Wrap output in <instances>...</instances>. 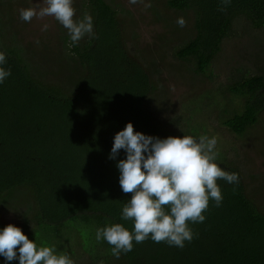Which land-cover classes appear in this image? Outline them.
Returning <instances> with one entry per match:
<instances>
[{
  "label": "trees",
  "instance_id": "obj_1",
  "mask_svg": "<svg viewBox=\"0 0 264 264\" xmlns=\"http://www.w3.org/2000/svg\"><path fill=\"white\" fill-rule=\"evenodd\" d=\"M83 5L78 20L90 15L94 36L86 34L69 47L70 37L63 32V46L76 63L65 80L68 87L35 74L23 49L12 39L13 45L5 43L11 23L0 17V52L6 56L0 67L11 71L0 83V205L17 209L30 202L34 230L23 233L27 227L21 225L22 233L72 260L75 254L62 240L76 232L82 264H264V210L247 194L237 162L218 151L215 163L238 174V182L217 181L223 196L220 206L209 200L202 213L205 220L189 223L193 239L183 248L149 237L142 243L133 241L132 250L117 259L106 241L96 240L98 228L116 223L129 231L133 227L131 220L121 219L131 194L120 188L116 166L126 153L121 149L110 159L114 136L128 123L135 132L160 139H198L203 131L190 120L183 121L186 127L180 132L168 129L172 122L161 128L146 106L155 95L154 80L127 49L118 11L105 0H83ZM165 7L190 13L194 35L175 55L192 62V72L209 78L223 42L236 28H264V0H230L227 5L223 0H165ZM237 21L242 25H235ZM217 89L223 99L228 94L240 101L239 107L218 113L223 127L242 137L261 125L264 73L245 72ZM249 178L263 181L264 188V174ZM4 227L0 225V230ZM50 234L56 240L53 244L45 241ZM0 264L19 261L6 262L0 256Z\"/></svg>",
  "mask_w": 264,
  "mask_h": 264
},
{
  "label": "rangeland",
  "instance_id": "obj_2",
  "mask_svg": "<svg viewBox=\"0 0 264 264\" xmlns=\"http://www.w3.org/2000/svg\"><path fill=\"white\" fill-rule=\"evenodd\" d=\"M105 1L118 11L127 49L138 57V62L154 80L155 95L153 101L147 100L146 106L162 123L161 128L172 122L167 125L168 129L180 132L186 127L183 121L190 120L203 131L200 136L215 137V151L237 162L244 173L247 194L256 206L264 210L263 181L254 183L249 178L264 174V115L260 119L261 125L246 132L245 136L232 134L221 125L218 113L239 107L240 101L228 94L223 99L217 89L231 84L245 72L249 75L264 73V28H236L232 37L223 42L221 52L210 68L213 75L209 78L192 72L193 63L180 60L175 55L194 35L190 13L167 9L165 0H138L136 4L129 0ZM146 4L151 6L145 7ZM38 5H42V0H0V17L11 23L6 28L5 43L8 41L13 45L12 39L23 49L37 76L63 87L71 86L65 80L71 77L76 63L63 46V32L67 33V30L53 17H34L31 22L20 19V9ZM72 6L74 19L78 20L84 10L83 0H73ZM181 17L186 21L184 27L177 24ZM45 24L48 28L42 30ZM235 25L242 23L237 21ZM9 205H0V225L12 224L18 228L25 225L27 229L24 228L23 233L34 230L30 209L34 208L33 205L25 201L17 209ZM70 235L71 238L64 235L63 246L72 250L76 263L82 264L84 257L80 252L78 234ZM38 240L42 242L37 237L30 241L44 246ZM45 241L53 244L56 240L50 234Z\"/></svg>",
  "mask_w": 264,
  "mask_h": 264
},
{
  "label": "clouds",
  "instance_id": "obj_3",
  "mask_svg": "<svg viewBox=\"0 0 264 264\" xmlns=\"http://www.w3.org/2000/svg\"><path fill=\"white\" fill-rule=\"evenodd\" d=\"M129 2L136 4L138 0ZM229 2L223 0L225 5ZM72 5L73 0H42V5L20 9L19 16L24 22H31L34 17H53L67 30L72 47L86 34L94 36L92 17L85 14L80 20L74 19ZM177 24L184 27L186 21L181 17ZM47 28L45 24L42 30ZM5 63L6 56L0 52V65ZM10 75V69L0 67V83ZM216 144L215 137L206 135L198 139L145 136L128 123L114 136L110 159H115L121 149L126 153V159L116 165L120 188L131 194V199L123 204L121 219L131 220L133 227L129 231L116 223L98 228L96 240L106 241L117 259L121 253L132 250L133 241L142 243L149 237L156 243L183 248L185 241L193 239L189 223L205 220L202 213L208 209L209 200L220 206L223 196L217 181L238 182V174L228 173L215 163ZM0 256L6 262L18 259L19 264H74L67 254H58L54 247H38L12 224L0 230Z\"/></svg>",
  "mask_w": 264,
  "mask_h": 264
}]
</instances>
